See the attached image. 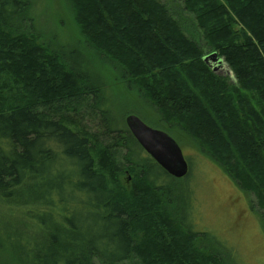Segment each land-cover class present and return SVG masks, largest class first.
Wrapping results in <instances>:
<instances>
[{"label":"trees","instance_id":"1","mask_svg":"<svg viewBox=\"0 0 264 264\" xmlns=\"http://www.w3.org/2000/svg\"><path fill=\"white\" fill-rule=\"evenodd\" d=\"M181 1L205 50L157 0H67L84 49L52 51L33 34L28 0H0L6 264H226L191 229V206L187 218L175 206L177 180L114 115L109 75L95 64L143 94L158 122L181 129L264 212V0Z\"/></svg>","mask_w":264,"mask_h":264},{"label":"rangeland","instance_id":"2","mask_svg":"<svg viewBox=\"0 0 264 264\" xmlns=\"http://www.w3.org/2000/svg\"><path fill=\"white\" fill-rule=\"evenodd\" d=\"M28 1L29 16L35 19V23L30 22L28 26L32 24L31 27H34L33 34L39 43L52 51H60L63 47L71 49L74 46L79 50L84 49L67 0ZM157 1L167 7L185 35L195 40L205 50L202 34L194 16L184 9L182 1ZM81 53L85 60H89L87 54ZM209 53L212 52H206L204 55ZM94 66L102 74L109 75L108 99L116 117L123 118L125 123L126 117L135 115L148 127L167 133L181 149L190 174L186 180L180 179L176 182L177 188L173 192L176 198L175 206L186 218L191 206L190 212L194 220L196 219L191 229L204 236L201 245L219 253L226 260V264H264V212L256 213L253 208V197L245 194L237 183L176 125L158 122L157 111L141 98L143 94L139 93L140 96L136 88L127 85L125 81L122 82L119 76L112 75V69L110 71L104 65ZM215 74L227 77L231 83H235V78L223 62ZM120 179L129 186L131 177L128 174L121 176ZM191 198L194 203H191ZM0 264L6 263L0 258ZM127 264L140 263L136 258Z\"/></svg>","mask_w":264,"mask_h":264},{"label":"water","instance_id":"3","mask_svg":"<svg viewBox=\"0 0 264 264\" xmlns=\"http://www.w3.org/2000/svg\"><path fill=\"white\" fill-rule=\"evenodd\" d=\"M214 68L221 62L212 53ZM125 126L140 148L170 177L182 179L188 172V164L177 143L165 132L148 127L137 116L125 119Z\"/></svg>","mask_w":264,"mask_h":264},{"label":"bare ground","instance_id":"4","mask_svg":"<svg viewBox=\"0 0 264 264\" xmlns=\"http://www.w3.org/2000/svg\"><path fill=\"white\" fill-rule=\"evenodd\" d=\"M212 53H209L208 55H205L204 58H203V61L209 66L212 68L213 71H216V69L214 68V61L209 57ZM216 55V53H214ZM216 59L219 60L222 64V60L218 59L217 55H216ZM221 67V66H220ZM219 67V68H220ZM218 69V68H217ZM188 172H189V166H188ZM187 172V174H188ZM186 174V175H187ZM184 178V177H183ZM182 178V179H183ZM176 180H180V179H176Z\"/></svg>","mask_w":264,"mask_h":264}]
</instances>
